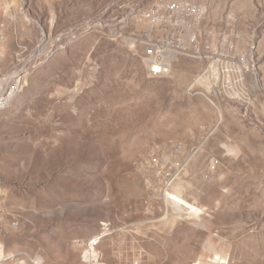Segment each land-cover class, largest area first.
Returning <instances> with one entry per match:
<instances>
[{
	"label": "rangeland",
	"instance_id": "374dc122",
	"mask_svg": "<svg viewBox=\"0 0 264 264\" xmlns=\"http://www.w3.org/2000/svg\"><path fill=\"white\" fill-rule=\"evenodd\" d=\"M155 1L0 0L6 251L264 264V0H186L207 8L204 55L166 52L159 68L119 21ZM211 54L229 77L209 90L195 78Z\"/></svg>",
	"mask_w": 264,
	"mask_h": 264
},
{
	"label": "built area",
	"instance_id": "2783aa9c",
	"mask_svg": "<svg viewBox=\"0 0 264 264\" xmlns=\"http://www.w3.org/2000/svg\"><path fill=\"white\" fill-rule=\"evenodd\" d=\"M207 8L202 3H190L186 0H157L153 4L142 8H131L120 18V22L129 25L130 21L139 29L132 33L134 43L141 46H149L154 57V64L160 66L163 55L166 52L181 53L196 58L204 55V49L199 44L200 27L205 19ZM219 46L223 50H231L233 46L226 40L221 39ZM206 49L209 46L205 47ZM209 60L200 73L196 76L195 82L206 85V88L215 89L221 83L227 82L229 70L222 66L220 55L211 54ZM244 55L237 59L238 64L246 63ZM10 96L0 97V107L8 104ZM178 149L180 146L177 147ZM157 155L151 154L149 160L157 163ZM4 189L0 185V196L4 195ZM206 210V209H204ZM13 225L17 223L12 222ZM107 227V223L104 228ZM95 252L89 245L86 251L88 261L96 260ZM0 264H41L40 259L35 255L25 252H9L0 244Z\"/></svg>",
	"mask_w": 264,
	"mask_h": 264
},
{
	"label": "bare ground",
	"instance_id": "6f19581e",
	"mask_svg": "<svg viewBox=\"0 0 264 264\" xmlns=\"http://www.w3.org/2000/svg\"><path fill=\"white\" fill-rule=\"evenodd\" d=\"M13 88H12V90L10 89V91H9V93H8V97L10 96V95H12L13 94ZM175 194V193H174ZM173 194V195H174ZM171 197H172V195H171ZM181 198V197H180ZM180 198H179V196H173L172 197V203L177 207V208H179V204L181 203V200H180ZM172 213V212H171ZM176 217V216H175ZM178 217V216H177Z\"/></svg>",
	"mask_w": 264,
	"mask_h": 264
}]
</instances>
